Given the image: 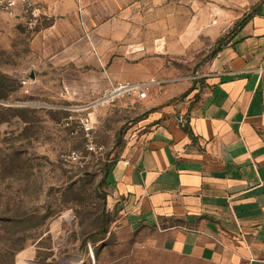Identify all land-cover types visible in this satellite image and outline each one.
<instances>
[{
	"label": "rangeland",
	"instance_id": "374dc122",
	"mask_svg": "<svg viewBox=\"0 0 264 264\" xmlns=\"http://www.w3.org/2000/svg\"><path fill=\"white\" fill-rule=\"evenodd\" d=\"M75 1L63 11L38 1L48 17L34 26L0 14V264H199L128 222L108 171L138 121L184 99L166 86L207 75L264 0ZM138 81L151 84L147 98L97 103Z\"/></svg>",
	"mask_w": 264,
	"mask_h": 264
},
{
	"label": "crops",
	"instance_id": "0c3cea01",
	"mask_svg": "<svg viewBox=\"0 0 264 264\" xmlns=\"http://www.w3.org/2000/svg\"><path fill=\"white\" fill-rule=\"evenodd\" d=\"M166 90L168 99L186 97L133 126L108 171L112 202L180 259L264 264V4L218 50L207 75Z\"/></svg>",
	"mask_w": 264,
	"mask_h": 264
},
{
	"label": "built area",
	"instance_id": "2783aa9c",
	"mask_svg": "<svg viewBox=\"0 0 264 264\" xmlns=\"http://www.w3.org/2000/svg\"><path fill=\"white\" fill-rule=\"evenodd\" d=\"M0 14L7 16L22 14L31 26L36 25L44 17H48L44 8L35 0H0ZM150 85L149 82L144 81L120 83L105 90L97 103H113L124 95H133L139 99H144L148 96ZM83 125L85 131L89 133L91 131L89 119L86 118ZM102 149L103 147L97 146L94 143H90L88 148V150L92 152H97L98 150L101 151ZM66 157L68 160L75 161L80 158V155L78 152L72 151ZM73 264L77 263L74 262ZM81 264L84 263L81 262Z\"/></svg>",
	"mask_w": 264,
	"mask_h": 264
},
{
	"label": "trees",
	"instance_id": "16d2710c",
	"mask_svg": "<svg viewBox=\"0 0 264 264\" xmlns=\"http://www.w3.org/2000/svg\"><path fill=\"white\" fill-rule=\"evenodd\" d=\"M259 11H260V10H258V11H257L256 13H254V14H257ZM254 14H253V15H254ZM253 15H252V16H253ZM252 16H250V17H248V18H244L243 21H242V23H241V25L245 24V23H246V22H247ZM241 25H240V26H241ZM240 26H239V27H240ZM185 97H186V94H183V95H182V98H185Z\"/></svg>",
	"mask_w": 264,
	"mask_h": 264
},
{
	"label": "bare ground",
	"instance_id": "6f19581e",
	"mask_svg": "<svg viewBox=\"0 0 264 264\" xmlns=\"http://www.w3.org/2000/svg\"><path fill=\"white\" fill-rule=\"evenodd\" d=\"M76 263L81 264V259L79 257H76Z\"/></svg>",
	"mask_w": 264,
	"mask_h": 264
}]
</instances>
